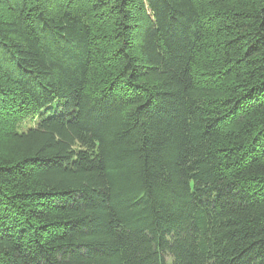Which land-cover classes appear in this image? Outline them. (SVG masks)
Listing matches in <instances>:
<instances>
[{
	"label": "trees",
	"instance_id": "16d2710c",
	"mask_svg": "<svg viewBox=\"0 0 264 264\" xmlns=\"http://www.w3.org/2000/svg\"><path fill=\"white\" fill-rule=\"evenodd\" d=\"M0 264H264V0H0Z\"/></svg>",
	"mask_w": 264,
	"mask_h": 264
}]
</instances>
